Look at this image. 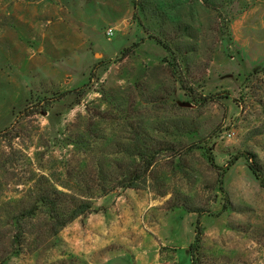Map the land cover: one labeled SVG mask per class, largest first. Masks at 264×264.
I'll return each instance as SVG.
<instances>
[{"label": "rangeland", "instance_id": "rangeland-1", "mask_svg": "<svg viewBox=\"0 0 264 264\" xmlns=\"http://www.w3.org/2000/svg\"><path fill=\"white\" fill-rule=\"evenodd\" d=\"M252 155L264 0H0V264H192L198 221L200 264H264ZM54 190L93 211L18 227Z\"/></svg>", "mask_w": 264, "mask_h": 264}, {"label": "trees", "instance_id": "trees-1", "mask_svg": "<svg viewBox=\"0 0 264 264\" xmlns=\"http://www.w3.org/2000/svg\"><path fill=\"white\" fill-rule=\"evenodd\" d=\"M156 41L168 53L173 55V52H172L169 45L163 43L160 39H158ZM138 45H139V43L133 44V46L131 48H129L127 51H131V49H134ZM184 87L185 88H183V89L186 92H189L190 94L192 93L191 88H188L187 86H184ZM203 100H205V99H203ZM135 148H136V152H137L136 155L145 159L144 168L146 169V171H148L154 164L157 152H153L149 156L147 148L144 150V148H141L139 145H136ZM248 160H250V162H251L250 170L252 171V173L254 174L256 179L260 182L261 186L264 188V176L261 174L260 165L258 163L257 157L255 155H252L250 158H248ZM138 177L139 176H134V177L126 180L121 187L126 188V189L135 188L136 187L135 181L137 179L138 180L140 179ZM63 196L68 197L67 195L60 193V192H57L55 190L53 192H42L41 194H39L37 202L35 204H33L30 208L23 209L19 213V215L16 217V223H17V225L19 224L18 227H20L21 220L26 219V218H33L36 215V213L39 210V208H38L39 205L47 207V209L49 210V213H50V217L53 220H55L54 225H56V227H58L59 229L65 227L67 224H69L70 222H72L76 218L93 211L92 210L93 208L89 203H85V202L78 203V202H76V204L73 205V208L70 210V212L67 214V217L65 218L62 216L61 206H60L63 202L62 201ZM198 215L200 217L201 213H198ZM202 235H203V227L201 226L200 221H198V223L195 227V240L189 247V252H190L192 264H200L199 260H198V254H199V249L201 246ZM21 241H22V235L20 234V232H18L16 234V236L14 237V244H15L16 248L14 249L15 251L13 252V254H17L20 251Z\"/></svg>", "mask_w": 264, "mask_h": 264}, {"label": "crops", "instance_id": "crops-1", "mask_svg": "<svg viewBox=\"0 0 264 264\" xmlns=\"http://www.w3.org/2000/svg\"><path fill=\"white\" fill-rule=\"evenodd\" d=\"M157 257H158V261H165L164 263L165 264H167V259H163L162 257H161V253H159L158 255H157Z\"/></svg>", "mask_w": 264, "mask_h": 264}, {"label": "built area", "instance_id": "built-area-1", "mask_svg": "<svg viewBox=\"0 0 264 264\" xmlns=\"http://www.w3.org/2000/svg\"><path fill=\"white\" fill-rule=\"evenodd\" d=\"M112 33H113V32H112V29H110V30L107 31V34H108V35H112Z\"/></svg>", "mask_w": 264, "mask_h": 264}]
</instances>
